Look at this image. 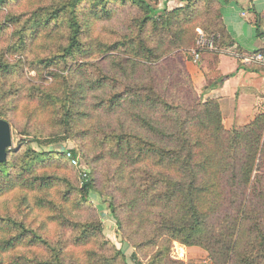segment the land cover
<instances>
[{"label":"trees","instance_id":"obj_1","mask_svg":"<svg viewBox=\"0 0 264 264\" xmlns=\"http://www.w3.org/2000/svg\"><path fill=\"white\" fill-rule=\"evenodd\" d=\"M225 2L0 0V264H185L174 243L264 264V113L225 129L185 60L198 31L218 49L200 54L231 45ZM67 140L85 178L45 150Z\"/></svg>","mask_w":264,"mask_h":264},{"label":"crops","instance_id":"obj_2","mask_svg":"<svg viewBox=\"0 0 264 264\" xmlns=\"http://www.w3.org/2000/svg\"><path fill=\"white\" fill-rule=\"evenodd\" d=\"M221 13L231 45L218 55L204 53L198 64L186 66L202 101H218L222 123L229 130L264 113V65L244 61L264 54V0H227ZM175 247L172 257L185 264H210L198 247Z\"/></svg>","mask_w":264,"mask_h":264},{"label":"rangeland","instance_id":"obj_3","mask_svg":"<svg viewBox=\"0 0 264 264\" xmlns=\"http://www.w3.org/2000/svg\"><path fill=\"white\" fill-rule=\"evenodd\" d=\"M177 4L172 2L168 4L169 9L173 8L174 6H176ZM192 50V49H191ZM203 54H201L202 56ZM185 60L186 63L187 62H193L190 56V51L188 54H185ZM201 61V59L199 60ZM199 61L197 62V64L199 63ZM20 117V123L23 122V117L22 114L19 115ZM14 146H16V144L13 142ZM33 147L36 149V146L33 145ZM77 143L75 141L72 140H67V141H63L57 144H54L52 146H49L47 148H45L46 151H53V152H63L64 154L70 152L72 153V151L76 152L77 151ZM66 157V156H65ZM76 158L79 160L78 166H73L78 170V174L80 178H83V172L85 174H89L90 173V167L86 164L85 160L77 153ZM95 195H92V200L94 201L95 199ZM107 200L106 202H101V203H94L95 206H97L99 208V218L102 222L103 225V230H104V235L106 237V239L108 241H110L116 248L121 249L123 251V253L125 254V256L127 257V259L129 260V262H131L130 256L132 255V253L134 252V249L129 245L126 244L124 242H122V237L120 235V233L117 231V228L115 226L114 221L110 218L108 212H107ZM55 227H51L49 228V232H53ZM175 244H173L172 246V252L175 253ZM171 252V253H172ZM144 263V262H143ZM145 264V263H144Z\"/></svg>","mask_w":264,"mask_h":264},{"label":"built area","instance_id":"obj_4","mask_svg":"<svg viewBox=\"0 0 264 264\" xmlns=\"http://www.w3.org/2000/svg\"><path fill=\"white\" fill-rule=\"evenodd\" d=\"M198 38L195 42V48L190 50V56L193 62H198L200 60L201 54L197 51H216L218 50L213 42V38H207L204 36L200 31H198ZM246 63H255V64H261L264 65V54H254L246 57L244 59ZM66 158L70 161L72 166H78L79 160L76 157H73L70 152L65 154ZM87 174L83 172V178L86 177Z\"/></svg>","mask_w":264,"mask_h":264},{"label":"water","instance_id":"obj_5","mask_svg":"<svg viewBox=\"0 0 264 264\" xmlns=\"http://www.w3.org/2000/svg\"><path fill=\"white\" fill-rule=\"evenodd\" d=\"M12 146L10 124L0 119V164L6 160V151Z\"/></svg>","mask_w":264,"mask_h":264}]
</instances>
